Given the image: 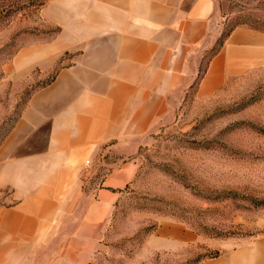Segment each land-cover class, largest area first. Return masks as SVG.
Instances as JSON below:
<instances>
[{"label": "crops", "instance_id": "crops-1", "mask_svg": "<svg viewBox=\"0 0 264 264\" xmlns=\"http://www.w3.org/2000/svg\"><path fill=\"white\" fill-rule=\"evenodd\" d=\"M219 3L55 0L50 20L61 32L26 48L53 76L0 143V188L10 198L0 206V264H90L149 132L188 100L206 102L228 76L264 64V32L245 25L206 59L221 35ZM258 226L196 264H264V215ZM201 241L162 220L144 245L179 253Z\"/></svg>", "mask_w": 264, "mask_h": 264}, {"label": "rangeland", "instance_id": "rangeland-1", "mask_svg": "<svg viewBox=\"0 0 264 264\" xmlns=\"http://www.w3.org/2000/svg\"><path fill=\"white\" fill-rule=\"evenodd\" d=\"M54 2L0 0V143L31 92L53 76L39 65V51L26 48L61 32L50 20ZM219 18L223 35L236 25L264 32V0H220ZM133 156L137 167L118 189L90 264H196L257 233L264 215V64L228 76L206 102L188 100ZM8 195L0 188V206ZM162 220L186 224L201 243L179 253L147 250L146 238Z\"/></svg>", "mask_w": 264, "mask_h": 264}, {"label": "trees", "instance_id": "trees-1", "mask_svg": "<svg viewBox=\"0 0 264 264\" xmlns=\"http://www.w3.org/2000/svg\"><path fill=\"white\" fill-rule=\"evenodd\" d=\"M229 32H227L226 35L221 34L219 36V38L217 39L215 45L208 50L207 55H206V59H209L212 55H214L216 52H218V50L220 49V47L223 45L224 40L228 36Z\"/></svg>", "mask_w": 264, "mask_h": 264}]
</instances>
